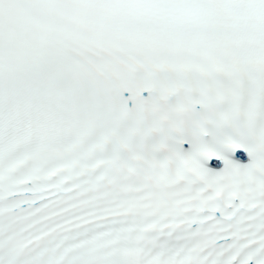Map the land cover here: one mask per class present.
I'll return each mask as SVG.
<instances>
[{
    "label": "snow or ice",
    "instance_id": "1",
    "mask_svg": "<svg viewBox=\"0 0 264 264\" xmlns=\"http://www.w3.org/2000/svg\"><path fill=\"white\" fill-rule=\"evenodd\" d=\"M0 264H264V0H0Z\"/></svg>",
    "mask_w": 264,
    "mask_h": 264
}]
</instances>
